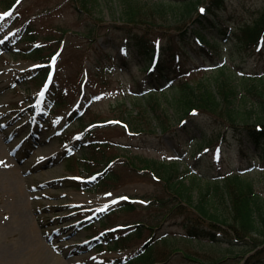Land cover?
Wrapping results in <instances>:
<instances>
[{"label":"trees","instance_id":"16d2710c","mask_svg":"<svg viewBox=\"0 0 264 264\" xmlns=\"http://www.w3.org/2000/svg\"><path fill=\"white\" fill-rule=\"evenodd\" d=\"M135 1L122 0L119 25L104 21L100 0H33L31 6L18 13V21H35L29 31L39 22L51 33L45 38V45L33 49L26 57L47 60L63 48L66 54L74 57L79 73H82L80 92L83 80L86 79L85 84L92 93L95 86L92 79L109 71L105 66L111 59L109 50L94 46L100 38H109L111 44L118 41V47L125 46L129 53L133 48L146 62L140 68L142 71H150L157 58L150 73L154 88L143 95L130 94L134 111L121 110L119 119L103 121H97V117L91 115L87 125L90 128L87 147L91 156L83 159V165L89 174L103 172L100 185L117 186L126 180L127 173H132L156 184L159 189L158 194L148 197L143 208L145 216H137L140 213L136 212V218L124 225L113 245L128 248L145 244L141 248L143 252L130 264H172L175 260L185 264H264V197L240 173L223 178L202 173L208 151L217 147L229 148L232 139L239 140V147L247 140L264 160V75H244L239 83L234 70L224 64L196 82L186 79L191 71L187 47L194 48L196 40L206 43L208 49L201 47L196 52L203 64H208L218 53L216 48L223 39L228 43L231 40V26L217 18L227 0H204L205 13L198 9L201 0L162 1L151 6ZM67 14L71 15L73 23L55 26L54 18ZM189 22H197L199 26L186 27ZM78 25L81 30L75 28ZM52 31L59 34L52 35ZM237 39L240 47L231 51L235 64L239 58L248 55L264 58V50L259 49L260 41H264V11L252 25L241 28ZM114 46L115 43L110 51ZM88 59L94 63V73L85 70ZM45 76L43 73V79ZM172 79L177 82L166 108L157 95L170 88H164V85ZM66 91V87L57 86L59 104L65 101V96L74 93L68 91L66 94ZM83 103L82 110L87 116L92 107L88 96ZM111 120L120 124L109 123ZM179 127L193 139L185 149L177 136ZM164 135L175 141L182 156L181 163L132 153L142 141L162 139ZM187 149L189 155L185 154ZM181 164L184 171L180 170ZM78 166L82 167L80 162L69 169L76 171ZM197 191L198 196L195 195ZM136 209L134 203L125 202L116 212L132 215ZM166 222L183 231V240L216 245L224 239L230 245L227 255L216 258L203 250H182L172 246L174 237L158 235V229ZM158 244H163L165 254H159Z\"/></svg>","mask_w":264,"mask_h":264},{"label":"rangeland","instance_id":"374dc122","mask_svg":"<svg viewBox=\"0 0 264 264\" xmlns=\"http://www.w3.org/2000/svg\"><path fill=\"white\" fill-rule=\"evenodd\" d=\"M13 1L15 0H0V17H2L0 19V264H4L2 246L24 243L25 235H27L26 226L16 218L17 210L13 193L17 192L18 186L15 185V179L12 177L18 178L25 192L28 204V228L38 235L50 256L54 255V259L47 257L48 260L41 264H58L57 256H62L68 264H76L79 260H82L84 264H128V261L139 254L142 245L120 250L114 248L109 242L116 239L123 225L136 218V212L140 213L137 216H145L144 205L149 200L148 197L158 194V186L132 173H127L126 180L117 186L110 183L98 185L97 178L92 180L91 174L85 170L83 161L80 162L82 167L78 166L79 169L76 171H72L69 167L75 168L78 165V159L91 156L90 150L84 147L87 141L85 130L90 124L91 115L96 116L97 121L119 119L121 110H135L130 101L131 91L141 94L140 92L144 89L153 88L155 83L151 81L150 75L147 71L140 69L146 62L140 61L142 58L131 48L129 50L131 60L128 67V63L120 61L124 48L118 47V41H114L115 46L110 51L114 43H109V38L107 40L100 38L94 46L109 50L108 55L113 60L105 66L112 67L113 71L92 79L95 82V84L93 82L94 90L92 93L88 92L94 101L90 115L88 114L82 121L84 124H81V121H77L80 113L76 111L80 106L77 96L82 73H79L77 62L71 54L65 53L66 50L61 53L55 81L51 80L50 90L44 93L41 99L39 94L44 90L45 84L35 82L32 78L36 76L40 80L48 63L41 64L45 62L33 58L27 59L20 52L31 47L34 42L42 43L44 37L51 33L44 24L38 22L34 27L36 41L22 40L23 28L17 26L13 18L18 9L27 5L31 6L32 0L16 3L12 15L6 17L8 10L6 5ZM203 1L201 0L200 6H205ZM135 2L147 3L151 6L159 0H136ZM100 3L104 21L119 25L123 8L122 0H100ZM225 8L219 20H224L231 26L233 32L239 34L241 28L252 25L264 11V0H227ZM67 15L54 18L55 26L66 22L71 25L73 18ZM197 26H199L197 22H189L186 25L189 28ZM75 28L81 30L79 25ZM53 34L59 33L52 31ZM238 42L239 39L234 37L229 43L223 42L219 45L216 48L218 53L215 55V60L224 63L228 59V65L233 68L235 72L233 74L240 83V78L244 75L264 73V58L248 55L245 58H239L234 64L229 55L231 50H237L238 47L235 44ZM195 48V50H189L188 65L189 68L192 67V73L187 78L194 82L207 74L208 69L203 66L201 57L196 53L199 49L198 43ZM219 54H223L224 57H220ZM86 68L91 73L95 72L94 63L89 59L85 63V70ZM53 71H56V66ZM53 86L66 87V94L68 91L74 92L65 96L62 107L54 108ZM172 89L157 95L166 108ZM144 103L146 104V101ZM169 111L173 113L172 109ZM178 129L177 136L180 141L185 145L191 143V135L180 127ZM232 143H239V140L232 139ZM243 146L246 158L242 177L252 182L256 191L264 197V171L249 170L248 165L250 162H255L256 158L252 151L247 153L249 148H253L247 140H243ZM224 152L220 154L218 150L214 154L209 153L210 155L203 162L204 176H219L222 174L220 169L223 173L239 171L243 158L242 150L234 149L229 153L224 148ZM132 153L157 160L178 159L177 145L166 135L162 136V139L151 138L142 141L132 150ZM70 156L73 159H69ZM93 167H96L97 171L100 170L96 165ZM106 193L112 195L106 196ZM195 195L198 196V191ZM120 197H127V199L120 200ZM131 198H135L137 207L132 215L123 211L111 213L121 203ZM112 200H118V202L112 204ZM104 205H109L108 210L99 211ZM158 235L174 237L175 241L172 244L174 247L182 250H203L202 252L213 254L216 258L227 255V249L230 247L224 239L216 245L183 240V231L170 222L164 223L158 229ZM64 243H66L65 246H61ZM102 245L103 249L100 248ZM157 247L160 255L167 252L163 249V244H158ZM73 249V253H68V250ZM172 264L185 263L175 260Z\"/></svg>","mask_w":264,"mask_h":264},{"label":"bare ground","instance_id":"6f19581e","mask_svg":"<svg viewBox=\"0 0 264 264\" xmlns=\"http://www.w3.org/2000/svg\"><path fill=\"white\" fill-rule=\"evenodd\" d=\"M15 179V185H17V192L13 193V198L15 199L14 204L17 210L16 218L22 222L25 226L27 232L25 235V242H21V244L17 243L13 245H3L2 246V262L4 264H41L42 262H46L49 258L54 259V255L50 256V253L47 251V248L44 247L41 239L38 237L34 231H30L28 228V215H27V201L25 197V192L20 186V181L18 178L12 177ZM14 183V182H13ZM66 243L61 246H65ZM73 250H68V253H73ZM75 252L76 249H75ZM58 264H68L65 263V259L62 256H57ZM50 262V261H48ZM47 262V263H48ZM52 262V261H51ZM76 264H84L82 260L76 262Z\"/></svg>","mask_w":264,"mask_h":264},{"label":"snow or ice","instance_id":"6c2138e0","mask_svg":"<svg viewBox=\"0 0 264 264\" xmlns=\"http://www.w3.org/2000/svg\"><path fill=\"white\" fill-rule=\"evenodd\" d=\"M20 2H21V0H17V4H19ZM203 11H204V10L201 9V12H203ZM6 15L11 16L12 13L9 12V13H6ZM0 19H2V17H0ZM57 56H59V53H57L56 56H53V57L51 58V66H52V67L55 66ZM48 82L51 83V75L49 76V80H48ZM46 91H47V84L45 85L44 90L41 91V93L39 94L40 97H41V99H43V97H44V93H45ZM91 179H92V180H95V177H92ZM105 195H106V196H111L112 194H111V193H106ZM119 199H120V200H126L127 197H120ZM117 202H118V200H112V201H111L112 204H116ZM108 208H109V205H104V207H103L102 209H99V211H102V212H103V211H107Z\"/></svg>","mask_w":264,"mask_h":264}]
</instances>
